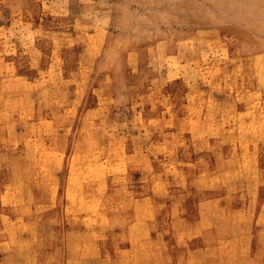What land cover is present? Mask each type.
Returning a JSON list of instances; mask_svg holds the SVG:
<instances>
[{
  "label": "rangeland",
  "instance_id": "1",
  "mask_svg": "<svg viewBox=\"0 0 264 264\" xmlns=\"http://www.w3.org/2000/svg\"><path fill=\"white\" fill-rule=\"evenodd\" d=\"M262 15L264 0H0V240L17 222L4 200L25 190L54 207L57 236L92 242L81 264H116L130 239L145 264H264L262 223L216 218L250 209L246 174L256 160L264 174ZM139 198L161 221L130 231ZM201 214L190 239L178 224Z\"/></svg>",
  "mask_w": 264,
  "mask_h": 264
},
{
  "label": "bare ground",
  "instance_id": "2",
  "mask_svg": "<svg viewBox=\"0 0 264 264\" xmlns=\"http://www.w3.org/2000/svg\"><path fill=\"white\" fill-rule=\"evenodd\" d=\"M253 2V1H252ZM261 4V3H260ZM256 6V4H255ZM259 6V5H257ZM255 9V7H254ZM250 11V10H249ZM253 11V8H252ZM255 11V10H254ZM254 13V12H252ZM261 13V12H260ZM263 13V12H262ZM255 14V13H254ZM208 15V14H207ZM248 15V14H246ZM256 15V14H255ZM260 15V14H259ZM209 16V15H208ZM225 16V15H224ZM264 15H262L263 17ZM206 18V16H204ZM260 17V16H259ZM208 18V17H207ZM210 18V17H209ZM243 19V17L241 18ZM245 19V18H244ZM209 20V19H208ZM236 21V20H235ZM245 21V20H244ZM239 22V21H238ZM242 22V20H241ZM255 24V23H254ZM244 25V24H243ZM242 26V25H241ZM240 26V27H241ZM255 26V25H254ZM239 27V29H240ZM249 27V26H248ZM250 28V27H249ZM261 28V27H260ZM248 29V28H247ZM245 29V30H247ZM263 29V28H262ZM257 33V32H256ZM254 34V33H253ZM259 34V32H258ZM263 34V33H262ZM258 37V36H257ZM254 38V37H253ZM260 38V37H259ZM259 38L257 40H259ZM256 40V41H257ZM262 40V39H261ZM263 42V40H262ZM262 46V45H261ZM259 48V47H258ZM262 48V47H261ZM244 48H241V50ZM263 50V49H262ZM243 51V50H242ZM241 52V51H240ZM261 52V51H260ZM243 53V52H241ZM245 53V52H244ZM243 53V54H244ZM249 53V52H248ZM261 56V55H260ZM256 57V56H255ZM258 57V56H257ZM243 58V57H242ZM260 57H258L259 59ZM257 59V58H256ZM261 61V60H260ZM235 62V61H234ZM257 62V61H255ZM259 62V61H258ZM240 63V62H239ZM217 64V63H216ZM238 64V63H237ZM242 65V64H241ZM261 65V64H260ZM218 66V65H217ZM237 67V66H236ZM259 67V66H258ZM258 69V68H257ZM220 71V70H219ZM212 72V71H211ZM229 72V71H228ZM245 72V70H244ZM259 71L257 70V73ZM243 74V73H242ZM244 75V74H243ZM242 76V75H241ZM116 78V77H115ZM233 78V77H232ZM260 78V76H259ZM15 79V78H14ZM210 79V78H209ZM221 79V78H220ZM228 79V78H227ZM242 79V77H241ZM14 81V80H13ZM24 81H26L24 79ZM223 81V80H222ZM221 81V82H222ZM257 81V80H256ZM3 82V81H2ZM7 82V81H6ZM15 82V81H14ZM228 82V81H227ZM237 82V81H236ZM4 83V82H3ZM225 83V82H224ZM223 83V84H224ZM231 83V82H230ZM240 83V81H239ZM7 84V83H6ZM25 85V84H24ZM23 85V86H24ZM22 86V87H23ZM28 86V85H27ZM251 86V85H250ZM254 86V85H253ZM7 87V86H6ZM21 88V87H20ZM19 88V89H20ZM239 88V87H238ZM254 88V87H253ZM233 89V88H232ZM259 91V90H258ZM20 97V95H19ZM24 100V99H23ZM3 101V100H2ZM5 101V100H4ZM259 101V100H258ZM8 102V101H7ZM47 102V101H46ZM5 102H3V105ZM230 103V102H229ZM1 105V104H0ZM1 107V106H0ZM9 107V106H8ZM7 107V108H8ZM233 107V106H232ZM53 108V107H52ZM10 109V108H9ZM91 110V109H90ZM248 110V109H247ZM245 110V111H247ZM15 111H17L15 109ZM1 112V111H0ZM5 112V111H4ZM10 113V112H9ZM41 113V112H40ZM99 113V112H98ZM254 114V113H253ZM92 115V114H91ZM227 115V114H226ZM238 115V114H237ZM252 115V114H251ZM97 116V115H95ZM244 116V115H243ZM53 117V116H52ZM55 117V116H54ZM57 117H59L57 115ZM99 117V116H98ZM228 117V115H227ZM252 117V116H251ZM43 118V117H42ZM248 118V117H247ZM226 119V117H225ZM249 119V118H248ZM264 119V118H263ZM253 120V119H252ZM41 121V120H39ZM87 121V120H85ZM228 121V120H227ZM248 121V120H247ZM257 121V120H256ZM262 121V120H261ZM90 122V121H89ZM213 122V121H212ZM240 122V121H239ZM238 122V123H239ZM259 123V122H258ZM245 124V123H244ZM243 124V125H244ZM249 124V121H248ZM261 124V122H260ZM5 125V124H4ZM39 125V124H38ZM241 125V124H240ZM263 125V124H261ZM242 126V125H241ZM247 126V125H246ZM254 126V125H253ZM40 127V126H39ZM252 127V125L250 126ZM68 128V127H67ZM241 128V127H238ZM237 128V129H238ZM246 128V127H245ZM257 128V129H261ZM43 129V127H42ZM220 129V128H219ZM252 130L251 128L248 127V130ZM240 130V129H239ZM247 130V131H248ZM231 131V130H229ZM241 131V130H240ZM259 131V130H258ZM225 132V131H224ZM228 132V131H226ZM243 133V132H242ZM221 134V133H220ZM223 134V133H222ZM251 134V132H250ZM89 135V134H88ZM104 135V134H103ZM101 136V135H100ZM257 135H253V137H256ZM260 136V135H259ZM101 138V137H100ZM243 138V137H242ZM249 138V137H248ZM85 139V138H84ZM246 139V138H244ZM259 139V138H258ZM101 140V139H100ZM243 140V139H242ZM250 140V139H249ZM250 142V141H249ZM256 142V141H255ZM216 143V142H215ZM254 143V142H253ZM206 144H209V142ZM255 144V143H254ZM203 145V144H202ZM207 146V145H205ZM214 146V145H213ZM217 146V145H216ZM240 146V145H238ZM244 147V145H242ZM254 146V145H252ZM204 147V146H203ZM215 147V146H214ZM237 147V146H235ZM175 148V147H174ZM219 148V147H218ZM217 148V149H218ZM250 149V148H249ZM224 150V148H223ZM230 150V149H228ZM176 151V149H175ZM220 151V150H219ZM225 151V150H224ZM252 151V150H251ZM224 154V153H223ZM229 154V153H228ZM251 154V153H250ZM207 155V154H206ZM227 156V154H226ZM246 156V155H245ZM236 157V156H235ZM249 157V156H248ZM51 158V157H50ZM203 158V157H202ZM225 158V157H224ZM237 158V157H236ZM242 158V154H241ZM247 158V157H246ZM206 159V158H205ZM238 159V158H237ZM250 160V159H249ZM248 160V161H249ZM240 162V161H239ZM1 163V161H0ZM241 163V162H240ZM239 163V165H240ZM251 163V162H250ZM256 163V164H255ZM252 166L253 169H251L249 175L246 174L247 179L249 180V190L252 196V203L250 209H247L245 207H236L233 210L227 211L225 213L222 211L221 213L216 215V218L220 222H227L229 225L232 224V222H236L239 226L241 227H247L250 224H260L262 223L264 225V174H262V166L261 163L256 160V162ZM248 165V164H247ZM2 166V165H1ZM0 166V167H1ZM244 167V166H243ZM214 169H218V164L213 166ZM212 168V169H213ZM247 168V166L245 167ZM244 168V169H245ZM241 169V168H240ZM243 169V170H244ZM69 170V169H68ZM242 170V171H243ZM22 174L24 176L27 175V171L22 169ZM238 171V170H237ZM208 172V170H207ZM225 172V171H223ZM176 173V172H175ZM219 173V172H218ZM244 173V172H243ZM247 173V171H246ZM220 174V173H219ZM8 175V174H7ZM11 175V174H10ZM74 175V174H73ZM76 175V174H75ZM221 175V174H220ZM68 176V175H67ZM171 176V174H170ZM10 177V176H9ZM71 178V177H70ZM198 178V176L196 177ZM203 178V177H202ZM216 178V177H215ZM214 178V180H215ZM10 179V178H9ZM26 179H28L26 177ZM183 179V178H182ZM224 179V176H223ZM186 181V180H185ZM198 181V180H197ZM200 181V180H199ZM202 181V179H201ZM210 181V180H209ZM98 182V181H97ZM192 182V181H191ZM214 183V181H212ZM219 182V181H218ZM248 182V181H247ZM9 183V182H8ZM154 183V182H153ZM152 183V184H153ZM217 183V182H216ZM151 184V185H152ZM212 184V183H211ZM237 184V183H236ZM235 184V185H236ZM69 185V184H68ZM76 185V184H75ZM161 185V184H160ZM182 185V184H181ZM189 185V184H188ZM247 185V183H246ZM25 186H28L25 184ZM57 186V185H56ZM71 186V185H70ZM69 186V187H70ZM89 186V185H88ZM102 186V185H101ZM100 186V187H101ZM159 186V185H158ZM245 186V185H244ZM79 187V186H78ZM103 187V186H102ZM185 187V185H184ZM190 187V186H189ZM196 187V186H195ZM211 187V186H210ZM80 188V187H79ZM99 188V187H98ZM105 188V187H104ZM174 188V187H173ZM172 188V189H173ZM176 188V187H175ZM180 188V187H179ZM66 189V188H65ZM75 189V188H74ZM92 189V188H90ZM237 189V188H236ZM3 190V188H2ZM76 190V189H75ZM143 190V189H141ZM171 190V189H170ZM183 190V189H182ZM200 190V189H199ZM203 190V189H202ZM234 190V189H233ZM239 190V189H238ZM70 191V190H68ZM161 191V190H160ZM180 191V190H179ZM184 191V190H183ZM187 191V190H186ZM235 191V190H234ZM237 191V190H236ZM245 191V190H244ZM132 192V191H131ZM158 192V191H157ZM189 192V191H187ZM191 192V190H190ZM209 192V191H208ZM219 192V191H218ZM239 192V191H238ZM3 193V192H1ZM22 193L24 195L21 198H14L12 200L5 199L6 205L4 204V208H2V216L1 218L3 221L7 219V217L11 214L17 215L16 219L17 222H15V226L13 229L10 230V233L2 238L0 240V250L5 254V261L4 264H81L83 259L86 258L89 254V250L92 249L91 243L88 240L85 239H75V240H68L65 237H60L57 236L58 229L60 227V224L65 225L62 222L57 223L53 222V220L49 216V211H55L54 207L49 206L48 203L42 202V197L41 199L36 196L33 197L29 192H26L25 190H22ZM74 193V192H72ZM175 193V192H174ZM228 193V192H227ZM248 193V191H246ZM245 193V194H246ZM63 194V192H62ZM203 194V193H202ZM201 194V195H202ZM93 195V194H92ZM136 195V194H135ZM178 195V194H177ZM206 195V194H205ZM233 195V194H232ZM174 196V195H173ZM237 196V195H236ZM89 197V196H88ZM95 197V196H94ZM198 197V196H197ZM202 197V196H201ZM206 197V196H205ZM204 197V199H206ZM210 197V196H209ZM221 197V195H220ZM219 197V198H220ZM86 198V199H85ZM85 200H88L87 197H85ZM190 198V197H189ZM208 198V197H207ZM213 198V197H212ZM44 199V198H43ZM78 199V197H77ZM93 200V199H92ZM95 200V199H94ZM165 200V199H163ZM178 200V199H177ZM236 197H234L233 201H236ZM35 201V203H34ZM61 201V200H60ZM232 201V200H231ZM83 202V201H82ZM153 201H146L145 199L139 198L135 201L132 202V215L133 213H136L135 221L130 227L132 228L130 231L133 230V228H140L141 223L145 219H150L155 222H160V214H161V209L157 208L160 205L157 204H152ZM196 202V201H195ZM222 202V201H221ZM246 202V201H245ZM96 203V202H94ZM177 203V202H176ZM187 203V202H186ZM192 203V202H190ZM236 203V202H234ZM244 203V202H243ZM29 204H35L34 206H27ZM91 204V203H90ZM220 204V203H219ZM239 204V203H238ZM39 205V206H38ZM59 205V203H58ZM178 205V204H177ZM222 205V204H221ZM226 205V204H225ZM65 206V205H64ZM181 206V205H180ZM61 207V206H60ZM89 207V206H88ZM87 207V210H88ZM70 208V207H69ZM92 208V207H91ZM173 208V207H172ZM216 208V207H215ZM34 209V212L36 215L32 214L31 217L29 218L28 213ZM63 209V208H62ZM93 209V208H92ZM91 209V210H92ZM86 210V209H85ZM86 210V211H87ZM177 210V209H176ZM213 210V209H212ZM41 211H45L46 217L44 218V214L41 215V218L38 217L39 213ZM59 211V210H58ZM28 212V213H25ZM56 212V211H55ZM99 212V211H98ZM173 212H175L173 210ZM179 212V211H178ZM100 213V212H99ZM169 213V212H168ZM94 215V212L92 213ZM100 215V214H99ZM166 215V213H165ZM163 215V216H165ZM100 217V216H99ZM9 218V217H8ZM88 218V217H86ZM92 218V217H91ZM85 219V218H84ZM90 221V218H88ZM95 220V219H94ZM2 221V220H1ZM62 221V220H61ZM77 222L80 221L79 218L76 219ZM93 221V220H92ZM178 221V220H177ZM11 222V221H10ZM109 220L105 219V221L102 222L100 229L104 227L106 223H108ZM165 223V222H164ZM7 224V223H6ZM87 224V223H86ZM91 224V223H90ZM166 225V224H165ZM208 225V220L204 214L200 215L199 223L195 227H188L185 224L179 223L178 226L179 228L183 230H187V235L190 239H204L203 232L205 229L209 228L207 227ZM59 226V227H58ZM88 226V225H87ZM214 226V227H213ZM12 227V226H11ZM165 227V226H164ZM211 228H216L215 225H212ZM221 228V227H220ZM235 228V227H234ZM105 229V228H103ZM128 232L129 231V228ZM94 230V229H93ZM96 230V228H95ZM103 231V230H102ZM113 231V230H112ZM135 231V230H134ZM182 231V230H181ZM228 231V230H227ZM258 229L255 227L254 230L252 231L253 236H257L258 234ZM4 232V231H3ZM25 232V237L21 235V233ZM86 232V231H84ZM88 233V232H87ZM98 233V232H97ZM125 233V231H124ZM127 233V232H126ZM132 233V232H131ZM160 233V232H159ZM158 233V234H159ZM1 234V233H0ZM78 235L77 233H75ZM92 234V233H91ZM99 234V233H98ZM161 234H163L161 232ZM179 234V233H178ZM5 235V234H4ZM94 234L93 236H95ZM135 235V233H134ZM224 235V234H223ZM227 235V234H226ZM239 236L243 238H247L246 234L243 230H234L229 234V236ZM126 236V235H125ZM130 236V235H128ZM174 236V235H173ZM228 236V237H229ZM251 236V235H250ZM1 237V236H0ZM142 237V236H141ZM158 237V236H157ZM221 237H223L221 235ZM134 238V237H133ZM138 239V237H136ZM174 238V237H173ZM224 238V237H223ZM222 238V239H223ZM235 238V237H234ZM1 239V238H0ZM160 239V237H159ZM218 239V238H217ZM128 240V239H127ZM158 240V239H157ZM163 240V239H162ZM255 240V239H254ZM92 241V240H90ZM124 241V240H123ZM175 241V240H174ZM111 242V241H110ZM126 242V241H125ZM130 245L128 246V251L124 252L120 259H116V264H145L144 260L147 258H151L154 253L149 251L148 248H144L141 246L140 241L135 240V239H130L129 240ZM114 243V242H113ZM178 244V243H177ZM185 244V243H184ZM101 245V244H100ZM114 245V244H113ZM244 245V244H243ZM104 246V245H101ZM180 246V245H179ZM214 246V245H213ZM264 246V245H263ZM100 247V246H99ZM207 247V246H206ZM210 247V246H209ZM39 248H43V252L39 250ZM103 248V247H101ZM180 248V247H179ZM178 248V249H179ZM182 248V247H181ZM105 249V248H104ZM103 249V250H104ZM164 249V247H163ZM176 249V248H175ZM115 250V249H114ZM122 250V249H121ZM117 251V250H116ZM165 251V250H164ZM184 251V250H183ZM194 251V250H193ZM104 252V251H102ZM101 252V255H102ZM120 252V251H117ZM172 252V250H171ZM180 252V251H179ZM185 252V251H184ZM198 252V251H197ZM207 252V250H206ZM107 253V251H106ZM170 253V252H169ZM167 254V253H165ZM181 254V253H180ZM184 254V253H183ZM186 254V253H185ZM184 254V255H185ZM212 254V253H211ZM100 255V254H99ZM161 255V254H160ZM196 255V254H195ZM210 255V254H209ZM109 256V255H108ZM111 256V255H110ZM244 256V255H243ZM246 256V255H245ZM173 257V256H172ZM177 257V256H176ZM248 257V256H247ZM94 258V257H93ZM167 258V257H166ZM159 259V258H158ZM200 259V257H199ZM212 259V258H211ZM218 260V259H217ZM248 260V259H247ZM256 260V259H255ZM261 260V259H260ZM107 261V259H106ZM105 261V262H106ZM110 261V260H109ZM169 261V260H168ZM175 261V259H174ZM173 261V262H174ZM197 261H199L197 259ZM85 262V261H84ZM162 262V261H161ZM179 263V261H177ZM185 262V261H184ZM210 262V261H209ZM261 262V261H260ZM104 263V260H103ZM233 263V262H232ZM248 263V262H247ZM107 264V262H106ZM153 264H160L159 262H154ZM181 264V263H180ZM251 264V263H250Z\"/></svg>",
  "mask_w": 264,
  "mask_h": 264
}]
</instances>
